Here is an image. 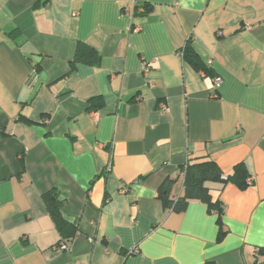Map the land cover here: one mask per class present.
Masks as SVG:
<instances>
[{
	"label": "crops",
	"instance_id": "1",
	"mask_svg": "<svg viewBox=\"0 0 264 264\" xmlns=\"http://www.w3.org/2000/svg\"><path fill=\"white\" fill-rule=\"evenodd\" d=\"M77 43L100 59L69 72ZM203 157L252 179L207 184L220 241L206 204L156 198L165 180L182 196L180 167ZM261 249L264 0H0V264H264Z\"/></svg>",
	"mask_w": 264,
	"mask_h": 264
},
{
	"label": "trees",
	"instance_id": "2",
	"mask_svg": "<svg viewBox=\"0 0 264 264\" xmlns=\"http://www.w3.org/2000/svg\"><path fill=\"white\" fill-rule=\"evenodd\" d=\"M183 58L192 62L194 68L198 71L208 73V67L203 65L194 51L191 40L188 39L183 50ZM100 59L99 54L83 43H77L74 50L73 60L69 64V72H72L77 64L95 66ZM88 109H100L103 103L99 98L91 99ZM179 173L183 176V195L176 200H171L169 197L172 182L165 180L158 188L156 198L161 202L164 209H168L175 214L183 213L190 202H200L206 204L208 212H215L218 220V235L217 241H220L225 232L222 230L220 218L223 214V208L219 201L213 200L208 183H220L225 185L228 182L235 183L239 188H246L248 174L243 164L234 166L232 173L224 176L218 165L209 159L203 157L199 160H186L185 164L180 167ZM44 207L54 223L59 235L60 241L57 244L59 247L62 243L69 244L76 235L77 228L74 224L66 221L61 215L62 201L55 190L48 191L42 195ZM264 253V249L259 251Z\"/></svg>",
	"mask_w": 264,
	"mask_h": 264
},
{
	"label": "built area",
	"instance_id": "3",
	"mask_svg": "<svg viewBox=\"0 0 264 264\" xmlns=\"http://www.w3.org/2000/svg\"><path fill=\"white\" fill-rule=\"evenodd\" d=\"M134 30H138V29L135 28ZM143 72L144 73L148 72V66L147 65H144ZM221 84H222L221 77H216L214 79V82H213V90H214V92L218 91V89L220 88ZM213 97H216V94L213 93ZM160 109H161L162 112H167V110H168L166 105H164V104L160 106ZM246 184L248 186L252 185V179L248 178L247 181H246ZM58 248H59V250H62V251H68L69 250V245L65 244V243H62ZM137 253H138V249L137 248L132 249L131 254H137Z\"/></svg>",
	"mask_w": 264,
	"mask_h": 264
}]
</instances>
